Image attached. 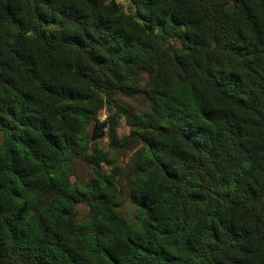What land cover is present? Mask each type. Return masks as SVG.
<instances>
[{"label":"clouds","instance_id":"9594fccd","mask_svg":"<svg viewBox=\"0 0 264 264\" xmlns=\"http://www.w3.org/2000/svg\"><path fill=\"white\" fill-rule=\"evenodd\" d=\"M0 264H264V0H0Z\"/></svg>","mask_w":264,"mask_h":264}]
</instances>
